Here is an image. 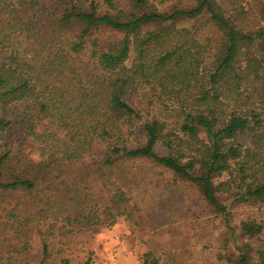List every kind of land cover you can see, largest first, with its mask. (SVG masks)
I'll return each mask as SVG.
<instances>
[{"label":"trees","instance_id":"trees-1","mask_svg":"<svg viewBox=\"0 0 264 264\" xmlns=\"http://www.w3.org/2000/svg\"><path fill=\"white\" fill-rule=\"evenodd\" d=\"M250 21L220 0H0V132L29 115L80 134L71 141L82 144L53 145L40 161L0 150L1 197L23 195L35 212L22 226L65 204L64 229L88 221L99 233L101 202L84 207L85 178L108 193L115 209L102 205L103 214L126 216L127 165L141 163L194 185L234 233L236 210L264 205V2ZM54 73L56 97L38 101ZM66 106L80 114L60 116ZM95 138L108 147L88 159ZM238 228L255 239L264 225L247 217ZM43 251L39 264L48 244ZM228 260L264 264V251L254 262L246 245Z\"/></svg>","mask_w":264,"mask_h":264},{"label":"rangeland","instance_id":"rangeland-1","mask_svg":"<svg viewBox=\"0 0 264 264\" xmlns=\"http://www.w3.org/2000/svg\"><path fill=\"white\" fill-rule=\"evenodd\" d=\"M175 1H181L184 5L192 3V0H172ZM220 2L233 11L244 8L249 13L250 22H253L258 18L259 7L264 0ZM203 32L210 33L208 29ZM48 76L51 83L46 88H43L44 84L38 87L42 96L38 101L44 103L52 101V94L56 97L51 85H59L55 73ZM69 109L67 106L62 109L60 116L69 120V116L74 114ZM27 117H20L16 125L0 132V150L18 148L30 158L40 161L52 152L53 145L59 147L62 143L63 147L67 143L70 148L82 146L71 141L72 137L78 141L80 134L58 129L57 125L47 120L38 123V118ZM242 143L246 145L248 141L243 140ZM49 145L51 149L45 152ZM107 147L105 141L95 138L86 147V157H100ZM127 166L130 172L126 180L132 199L128 205L121 207L127 211L126 216L116 217L115 207L108 203L110 197L102 190L100 180L89 176L85 178L89 186L88 194L91 193L92 198H88L84 207H89L93 199L95 203L101 202L98 208L100 212L96 213L100 223L96 227L99 233L96 234L88 221L64 229L63 217L69 211L65 204L51 205L52 212H49L46 220L36 219L22 226V222L35 213L25 209L23 203L26 199L18 194L0 195V264H39L44 257L45 243L48 244V255L44 264H63L64 261L85 264L88 259H91V264H144L147 259L150 263L156 261L158 264H231L228 259L237 258L240 249L246 245H250L253 261H258V252L264 251V230L255 239H248L238 227L240 220L247 217L264 225V205L236 210L231 224L235 230L233 233L228 224L202 200L200 191L194 185L174 180L170 174L156 167L141 163H129ZM116 178L114 176L112 182ZM67 180L71 181L69 177ZM66 195L70 197L72 194ZM98 195L101 197L99 200ZM49 196L53 199L58 195L50 193ZM50 203L51 200L48 206ZM102 205L113 208L108 212L113 218L103 214L106 208H102ZM114 218L115 224L108 226Z\"/></svg>","mask_w":264,"mask_h":264}]
</instances>
